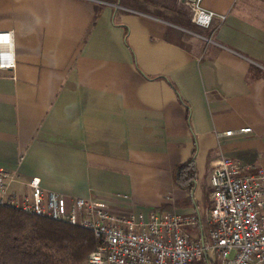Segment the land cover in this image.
I'll return each mask as SVG.
<instances>
[{"label": "crops", "instance_id": "1", "mask_svg": "<svg viewBox=\"0 0 264 264\" xmlns=\"http://www.w3.org/2000/svg\"><path fill=\"white\" fill-rule=\"evenodd\" d=\"M202 5L226 20L197 26L185 0H0L16 60L0 67L9 192L38 176L115 211L193 214L216 160L264 169V0ZM193 155L191 198L174 169Z\"/></svg>", "mask_w": 264, "mask_h": 264}, {"label": "built area", "instance_id": "2", "mask_svg": "<svg viewBox=\"0 0 264 264\" xmlns=\"http://www.w3.org/2000/svg\"><path fill=\"white\" fill-rule=\"evenodd\" d=\"M188 1L197 26L210 29L227 18L204 7L203 0ZM0 44L6 45L0 67L13 69L12 32H0ZM213 166L211 205L204 213L115 211L102 200L46 191L38 176L29 181L27 193L18 195L9 192L14 174L4 167L0 204L91 230L99 245L87 264H264V169L232 158Z\"/></svg>", "mask_w": 264, "mask_h": 264}, {"label": "trees", "instance_id": "3", "mask_svg": "<svg viewBox=\"0 0 264 264\" xmlns=\"http://www.w3.org/2000/svg\"><path fill=\"white\" fill-rule=\"evenodd\" d=\"M196 179L193 155L175 167L174 180L192 198ZM98 245L89 229L0 204V264H82Z\"/></svg>", "mask_w": 264, "mask_h": 264}, {"label": "rangeland", "instance_id": "4", "mask_svg": "<svg viewBox=\"0 0 264 264\" xmlns=\"http://www.w3.org/2000/svg\"><path fill=\"white\" fill-rule=\"evenodd\" d=\"M187 2V4L190 6V2L188 0H185ZM190 9L192 10L191 6H190ZM192 14H193V10H192ZM207 176L201 181V185L199 186V189L202 190V192L204 194H206L204 192V189H205V180H206ZM208 193V192H207ZM204 201H205V204H207V201H206V197H204ZM187 231H189L190 233H193L194 232V228H188Z\"/></svg>", "mask_w": 264, "mask_h": 264}]
</instances>
